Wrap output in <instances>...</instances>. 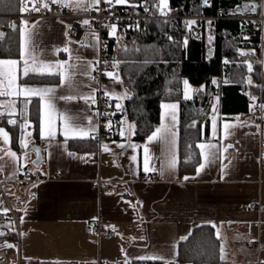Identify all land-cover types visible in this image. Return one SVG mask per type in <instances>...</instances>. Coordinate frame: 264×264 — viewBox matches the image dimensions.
<instances>
[{"label": "crops", "instance_id": "crops-1", "mask_svg": "<svg viewBox=\"0 0 264 264\" xmlns=\"http://www.w3.org/2000/svg\"><path fill=\"white\" fill-rule=\"evenodd\" d=\"M259 10L257 17L263 16L259 19V95L263 93L264 96V0H260ZM27 22L26 26L23 22L19 25L20 36L21 31L27 29L33 33V27H37L33 41L41 59L67 60L77 65V71L80 60L76 57L85 61L97 60L98 42L94 43L87 34L95 32L84 31L82 41L86 46L77 42L68 45L73 50L70 58L68 53L57 51L67 44L62 23L53 18L27 19ZM32 78L29 83L41 87L55 86L58 79L38 81ZM76 84V92L85 97L96 90L94 79L84 75H77ZM106 86L115 108L118 103L121 105L118 110L123 111L128 91L122 79L117 81L108 76ZM186 91L189 99L201 95V90L189 81L187 88L184 84V96ZM55 94L68 93L56 88ZM20 98L23 97H0V113H5L7 106L15 101V113L4 115L14 120ZM217 102L216 97L211 99L209 135L197 143L206 146L204 149L198 147L200 162L193 172L184 175L179 166V100L161 102L158 127L163 123L171 124L165 113L172 110L163 105H176L173 128L176 143L171 151L163 142H148L147 137L158 127L145 140L135 139L134 122L123 114L118 117V124L113 120L110 130L98 140L97 116L83 99L57 101L56 107L61 112L71 110L85 127L89 126L86 118L92 116L95 131L88 138L66 140L59 120L55 135L45 138L39 124L35 133L34 125L29 122L17 147L10 129L1 125L0 128L9 133V141L5 143L0 134V156H4L5 150L16 154L15 159L4 156L0 165L6 176L3 187L10 204L19 212L20 238L6 243L14 247L0 245L8 258L5 262L0 256V264H98L99 260L138 261L141 257L179 260L181 238L203 223L215 226L230 261L246 264L256 258L264 260V166L260 165L257 122L250 113L235 118L222 117ZM40 115L39 111V121ZM130 126H133L132 131H128ZM115 130L119 132L118 137L114 136ZM122 130L123 136L120 135ZM71 140L82 142L75 148ZM104 145L108 146V151H104ZM145 145L150 150V167L154 169L147 173L144 171ZM37 146L43 154L39 166L33 164L38 162ZM172 152L176 159L174 169L166 166ZM26 169L32 170L34 178L19 181L17 177ZM99 177L119 181L118 191L99 192L95 184ZM252 203H257L259 208H252ZM5 209L9 210V206L3 202L0 212L5 213ZM96 221L100 222L103 231H114L115 235H103L97 242L91 235V226Z\"/></svg>", "mask_w": 264, "mask_h": 264}, {"label": "trees", "instance_id": "trees-1", "mask_svg": "<svg viewBox=\"0 0 264 264\" xmlns=\"http://www.w3.org/2000/svg\"><path fill=\"white\" fill-rule=\"evenodd\" d=\"M186 15H215L217 8L226 13L207 20V31L214 47L212 56L202 37L194 34L197 25L203 20L193 17L176 19L171 25L164 19L148 22L145 35L125 25L116 27L115 34L105 35L107 51L113 55L120 75L128 91L123 111L116 110L114 120L123 114L134 122V138L143 141L159 125L161 102L180 101V156L179 166L182 175L191 173L200 162L197 143L208 137L210 128L211 99L217 98L218 109L225 118H235L249 114L259 96L261 21L260 0H167ZM161 0H128L120 6L138 11L147 6L152 12L158 11ZM246 5V9L240 10ZM21 0H0V56L19 57L21 36L17 21L15 28L8 15L20 13ZM167 31L170 32L167 35ZM249 65L252 70L249 71ZM38 81L56 80V76H33ZM31 78L29 81H32ZM189 81L199 90L194 99L184 96V81ZM251 81V83H249ZM17 124H9L1 115L0 125L7 126L18 147L22 138L24 118V98H20ZM28 123L37 132L39 124L38 99L31 98L26 112ZM199 119L194 126L192 121ZM114 136L119 132L115 130ZM82 141L71 140L77 148ZM12 222V223H11ZM0 245L17 239V229L7 213L0 212ZM179 243L178 258L181 263L191 264H230L228 258L221 259L222 240L217 237L213 224L195 226L191 235Z\"/></svg>", "mask_w": 264, "mask_h": 264}, {"label": "built area", "instance_id": "built-area-1", "mask_svg": "<svg viewBox=\"0 0 264 264\" xmlns=\"http://www.w3.org/2000/svg\"><path fill=\"white\" fill-rule=\"evenodd\" d=\"M22 8L27 6L28 10L20 13H13L8 15L9 22L16 23L19 20L24 19H36V18H53L62 23L66 29V43L70 38L73 43H79L83 40V34L85 30H91L98 36V64L95 65L93 73L94 81L96 83V104L92 105L91 101L87 104L91 110L97 115L98 128H97V139H102L107 131L110 130L109 122L111 125L114 118L116 117V110L111 106L112 98L105 96L104 92L110 93L106 86L108 76L105 75L109 70H114L113 65L115 64L113 55L107 51L105 35L112 33L113 24L117 26L125 25L130 29L139 32L141 35H145L148 31V22L152 19H164L167 20L170 25L179 18L193 17L197 20H203V24H199L194 29V34L197 37H202L207 44L208 48L214 47L211 43V36L207 31V20L209 18L220 17L226 13L224 8H217L215 15H186L179 9L174 7L172 4L167 2V7L163 4L158 5V11L152 12L147 6H143L138 11L129 10L127 7L116 4L115 0L109 4L106 0H100L98 5H95V0H90V6L83 12L70 11L67 7L62 6L59 2L56 4L52 3V0H21ZM48 4L49 8H44L43 4ZM35 7H39V11L31 10ZM163 8V11L161 10ZM50 9V10H49ZM147 9V10H145ZM260 20L263 16L258 17ZM84 20H89L90 24L85 25ZM170 34L169 31L166 33ZM251 116L257 122V130L259 134V154H260V165L264 166V96L261 93L255 103L250 109ZM1 120V115H0ZM1 127V125H0ZM48 164H45L47 166ZM5 174L0 171V205L6 202L9 206L7 215L14 222L17 229L18 240L20 238V216L19 212L10 204L6 190L3 187V180H5ZM29 178H34V173L31 169H26L20 174L17 179L19 181H25ZM96 188L99 192H117L119 189V181L112 179H103L101 177L96 179ZM252 208H259L257 203L251 204ZM91 235L100 241L103 235L114 236V231H103L99 221L93 222L91 226ZM19 244V243H18ZM0 256L4 257V261L7 262V254L5 250H0ZM264 261L262 258H256L247 261L246 264H261ZM98 264H182L180 260H160V259H142L138 261H103L99 260Z\"/></svg>", "mask_w": 264, "mask_h": 264}, {"label": "snow or ice", "instance_id": "snow-or-ice-1", "mask_svg": "<svg viewBox=\"0 0 264 264\" xmlns=\"http://www.w3.org/2000/svg\"><path fill=\"white\" fill-rule=\"evenodd\" d=\"M107 3L111 4L112 0H106ZM128 0H115L116 4H126ZM53 4L58 3V0H52ZM100 0H95V5H98ZM161 3L164 7H167V0H161ZM44 8H49L48 4L42 5ZM62 6H67L66 4ZM87 7V5L77 4V7ZM28 10L27 6L21 9V11ZM33 11H39V7L33 6L31 9ZM50 10V9H49ZM147 10V9H145ZM163 11V8L161 9ZM27 25V21L23 22ZM83 23L85 25L90 24L89 20H84ZM116 32V25L112 26V34ZM66 35V34H65ZM71 43V39H68L67 44L61 49L58 48L57 51H63L69 54L71 58L72 49L68 46ZM82 46H86L85 42H79ZM19 58L10 59V58H0V97H23L24 98V109L20 112V116L24 118V123L21 125L22 127L28 126V120L26 116V112L28 110V105L31 103L32 97H37L38 104L40 106L39 111L40 121H39V130L42 136L45 138H52L55 135L57 130V120H59V127L62 129V135L65 139H83L88 138L91 132L95 131V127L92 126V116H88L86 118L88 127H85L82 120L77 118V116L73 115L71 110L58 111L56 107L57 101H65V102H74L79 99L85 100L87 103L91 101L92 105L96 104V96L95 89H93L87 97L80 95L76 92V88L78 85L76 84L77 75H84L91 79L94 77L91 76V72L95 70V65L99 63L96 61H85L81 60L80 57H76V60H80V66L77 71V65L74 63H69L67 60L64 61H52L48 59H41L39 55L36 54V45L33 41V33L30 30L21 31V45L20 52L18 54ZM113 67H117V64H114ZM251 65H249V71H251ZM105 75L119 81V75L111 72L105 73ZM33 76H56L57 82L55 86H36L34 84H30L29 80ZM251 83V81H249ZM184 84L187 88L188 81H184ZM56 88L64 89L68 94H62L57 96ZM105 96H110V93L105 91ZM126 95V94H125ZM123 97H117V99H121ZM185 98L189 99L187 91L185 92ZM15 101H12L10 105L7 106V111L5 113H0L2 115H13L15 113ZM165 109H171V112L165 113V118H170L171 124L163 123L160 127H158L155 131L152 132L151 135L147 137L149 143L152 142H163L169 151L175 146V132L173 128L175 126V108L176 105H163ZM117 109H121L120 104H116ZM97 115L100 113L97 112ZM9 124L15 125L17 124L16 120L9 119L7 121ZM111 126V122H109V127ZM227 128V125H225ZM133 126H130L128 131H132ZM0 134L4 137V142L8 143L9 141V133L5 131L3 128H0ZM120 135H124V131L120 132ZM95 138V137H92ZM22 145L27 147L23 140H21ZM120 147H124V145H119ZM129 147H134L133 145H129ZM199 148L204 149L206 146L204 144L198 145ZM104 151H108V146H103ZM145 153V163H144V171L150 172L154 169L150 167V150L147 145L144 146ZM205 159H207V154L205 153ZM4 156L16 158V154L10 151L5 150ZM4 156H0V160L4 159ZM133 160L136 157H132ZM168 168L174 169L176 166L175 153H171V158L168 160L167 165ZM203 167V165H201ZM3 166L0 165V171H2ZM185 179H188L185 177ZM7 213V209L4 210ZM5 235V233L0 232V236ZM191 235V233H189ZM217 237L219 238V233H217ZM188 237H182V240H186ZM6 247H14L12 244H5ZM224 252L223 247H221V253ZM222 260L225 259V255H221ZM140 259H160L163 260V257H141ZM264 264V261L261 262Z\"/></svg>", "mask_w": 264, "mask_h": 264}, {"label": "rangeland", "instance_id": "rangeland-1", "mask_svg": "<svg viewBox=\"0 0 264 264\" xmlns=\"http://www.w3.org/2000/svg\"><path fill=\"white\" fill-rule=\"evenodd\" d=\"M59 2L64 5L66 4L67 8L70 10V11H78V12H83L85 11L89 6H90V0H59ZM77 4H81V5H87V7H77ZM65 7V6H64ZM24 21H27V19H24ZM24 24V23H23ZM24 26H26L24 24ZM34 32H33V37H36V33L35 31L37 30V27H33ZM88 35H90V37L92 38L93 42L96 43L98 42V36L96 33H87ZM108 72H111V73H114L113 70H109ZM121 78H119L120 80ZM223 255H225V258H228V254L226 253V250L223 252ZM230 264H241V262L237 261V260H232L229 262ZM243 264H245V262H243Z\"/></svg>", "mask_w": 264, "mask_h": 264}, {"label": "water", "instance_id": "water-1", "mask_svg": "<svg viewBox=\"0 0 264 264\" xmlns=\"http://www.w3.org/2000/svg\"><path fill=\"white\" fill-rule=\"evenodd\" d=\"M242 9H246V5H244L243 8H240V10H242ZM16 24H17V23H13V24H12L13 28L16 27ZM208 54H209V56H212V55H213V49H212V48H209V49H208ZM198 122H199V119H195V120L192 121V123H193L194 126H195ZM35 150H36V153H37L36 158H37V161H38V162H33V164H35L36 166H39L40 163H41V161H42V159H43V154H42L41 149L39 148V146H37V147L35 148Z\"/></svg>", "mask_w": 264, "mask_h": 264}]
</instances>
